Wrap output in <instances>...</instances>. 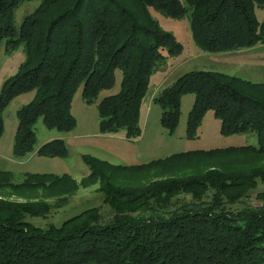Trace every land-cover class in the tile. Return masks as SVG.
Instances as JSON below:
<instances>
[{
	"label": "trees",
	"instance_id": "1",
	"mask_svg": "<svg viewBox=\"0 0 264 264\" xmlns=\"http://www.w3.org/2000/svg\"><path fill=\"white\" fill-rule=\"evenodd\" d=\"M22 1L0 0V44L8 50L23 44L25 52L0 87V137L7 103L34 90L16 110V156L34 149L39 117L49 128H73L74 93L80 87L81 97L93 102L101 89L115 84L116 69L121 71L119 89L97 102L99 131L124 129L129 139L140 135L150 75L160 60L182 49L151 7L174 17L188 15L194 42L208 52L264 42V17L255 13L256 6L264 8V0H40L16 29L14 12ZM187 92L194 98L186 137L197 135L205 112L212 109L222 134L252 131L257 143L180 152L138 164L97 163L98 158L83 153L90 170L82 177L100 178L110 213L105 216L91 206L60 224L41 227L26 215L45 213L43 202L0 198V264H264V190L257 192L258 204L231 206L256 186L257 176L264 182V82L211 69L182 72L152 97L169 133L178 125L181 96ZM35 152L66 156L67 147L63 138L54 137ZM183 157L199 159L204 168L145 185L111 179L112 173L146 166L167 170L168 162ZM38 177L72 180L67 172H26L18 185L37 184ZM11 178L10 170L0 169V186H18Z\"/></svg>",
	"mask_w": 264,
	"mask_h": 264
},
{
	"label": "rangeland",
	"instance_id": "2",
	"mask_svg": "<svg viewBox=\"0 0 264 264\" xmlns=\"http://www.w3.org/2000/svg\"><path fill=\"white\" fill-rule=\"evenodd\" d=\"M39 2L40 0H23L16 7L14 12L16 29L19 28L22 17L33 10ZM150 9L160 26L171 32L175 39L182 43V49L178 53L167 55L160 60L150 75L149 86L141 104L139 117L141 133L139 136L129 139L125 136L124 129H120L114 134L99 131L97 102L104 95L119 89L120 69L115 71V84L110 88L101 89L93 102H86L81 97L80 87L77 89L71 107L72 113L76 117V124L70 130L49 128L39 117L34 124V149L22 156H16L13 153L17 126L16 110L32 97L34 90L15 96L3 109L4 129L0 137V169L12 172L10 180L14 182L13 184H20L25 178L26 172H52L56 174L67 172L72 178V180L63 178L56 179L60 181L50 182L48 177H38L40 178L37 179L38 183L42 182L40 184L26 182L21 186L8 184L0 186V198L18 202L36 200L48 203L47 208H45V204L42 203L41 205V210L45 213L41 211V214L26 215V218L32 223L41 227L51 223L60 224L67 217L91 206H98L105 216L110 213V205L103 201L100 178L82 177L87 175L90 170L82 158L83 153L98 158L97 163H100L99 161L102 159L111 164H138L166 158L180 152L207 151L208 149L235 144L257 143L256 134L252 131L222 134L220 132V119L213 114L212 109L205 112L197 128V135L186 137V119L194 98L191 92L182 94L179 122L175 131L169 133L159 120L162 108L152 100V96L164 85L171 83L179 74L190 69L223 71L251 81L264 82V42H259L245 49L242 48L239 51L233 49L235 51L230 50L231 52L224 54L204 52L205 50L199 48L192 38L188 15L174 17L156 8L151 7ZM255 13L259 19H262L264 8L256 6ZM24 57L23 44L8 50L5 43L1 42L0 87L5 78L16 71L18 64ZM54 137H61L65 140L66 156H44L35 152L41 143ZM168 163L167 170L158 165L157 167L146 166L139 170H126L118 173L115 171V174L112 173L111 179L116 183L145 185L157 178L184 175L197 169L201 171L204 168L199 159L195 160L191 157H183ZM255 180L256 186L250 188L240 201L232 203V207L254 205L261 202L257 197V192L264 190V182L258 176ZM180 196L190 199V195L187 193H181ZM209 196L210 191L208 190L204 198H209Z\"/></svg>",
	"mask_w": 264,
	"mask_h": 264
},
{
	"label": "crops",
	"instance_id": "3",
	"mask_svg": "<svg viewBox=\"0 0 264 264\" xmlns=\"http://www.w3.org/2000/svg\"><path fill=\"white\" fill-rule=\"evenodd\" d=\"M246 47H244L243 49H245ZM242 48H240V49H236V51H239V50H241ZM233 51H235V50H233ZM204 52H206V51H204ZM226 52H231L230 50H228V51H221V52H219V53H226ZM210 53V52H209ZM218 53V52H217ZM222 69H224V67H222ZM153 97V96H152ZM110 134H114V132H109ZM117 133V132H116Z\"/></svg>",
	"mask_w": 264,
	"mask_h": 264
}]
</instances>
